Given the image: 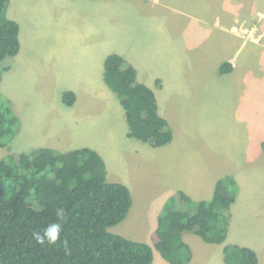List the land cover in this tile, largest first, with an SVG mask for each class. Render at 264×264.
Masks as SVG:
<instances>
[{"label":"rangeland","instance_id":"1","mask_svg":"<svg viewBox=\"0 0 264 264\" xmlns=\"http://www.w3.org/2000/svg\"><path fill=\"white\" fill-rule=\"evenodd\" d=\"M20 1L16 5L22 48L3 62L10 69L2 73L0 83L19 125L7 145L0 146V157L38 146L60 152L94 147L104 155L112 181H135L130 213L109 230L151 244L162 196L183 186L189 171L205 179L233 169L242 180L231 208L237 221H232L235 225L224 244L241 239L262 250L264 0ZM238 49L240 67L234 75L241 81L215 68L219 59ZM117 51L129 56L145 52L147 62L165 75L157 91L160 109L177 140L188 144L174 153L177 159H169L172 153L162 149L165 145L151 157L134 154L130 143L139 139L126 137L119 98L111 88L109 95L98 93L99 65L107 53ZM95 80L100 82L91 84ZM248 87L249 105L236 107L232 94ZM72 88L79 91L80 101L69 109L61 97ZM59 138L66 141L63 146H56ZM209 144L220 155L233 157L234 164L211 156L203 148ZM155 253L156 264H169L156 249ZM210 254L198 248L194 252L196 259Z\"/></svg>","mask_w":264,"mask_h":264},{"label":"trees","instance_id":"2","mask_svg":"<svg viewBox=\"0 0 264 264\" xmlns=\"http://www.w3.org/2000/svg\"><path fill=\"white\" fill-rule=\"evenodd\" d=\"M10 0H0V83L8 57L21 50L20 25L8 17ZM225 64L222 73L230 71ZM104 80L124 107L129 136L161 147L172 142L174 131L159 113L155 91L139 81L138 70L118 52L104 63ZM73 91L62 93L69 106ZM19 118L0 91V146H6L18 128ZM264 149V141L262 143ZM238 194L233 175L218 180L211 199L198 202L180 190L163 206L153 244L109 230L126 219L133 205L130 188L107 179L103 156L89 147L66 152L38 146L0 157V264H154L155 249L170 264H190L192 250L186 233L209 243L227 241L231 208ZM64 207L67 221L55 245L33 238L55 221V209ZM67 240L65 249L63 241ZM227 264H259L255 249L227 243Z\"/></svg>","mask_w":264,"mask_h":264},{"label":"crops","instance_id":"3","mask_svg":"<svg viewBox=\"0 0 264 264\" xmlns=\"http://www.w3.org/2000/svg\"><path fill=\"white\" fill-rule=\"evenodd\" d=\"M16 1L22 3V1H20V0H10L9 6H8V9H7V15H8L9 18H11L13 20H16L19 23L20 32H21V29H22L21 26L22 25H21V23L19 21L20 20L19 19V16H20L19 15V8L16 5ZM154 1H162V0H154ZM25 28H26V26L23 25V31L25 30ZM240 38L243 39V37H240ZM246 40L247 39H245L244 42H246ZM21 48H22V43H21ZM238 51H239V49L237 51H235L234 53L232 52V54L229 57L221 58V59H219L217 61V64L215 63V68H216V70H218V74H220V75L231 74L232 75L231 77L237 78L236 80H238V81L242 80L241 76L237 77L236 75H234L235 70H237L240 67L239 66V62H238V60L236 58V54L238 53ZM20 52H21V50H20ZM110 53H112V52L107 53L103 57L102 62H101L102 66H101V64L99 65V74H100V78H101L102 82H100L99 80H97V81L95 80V81H92V83H91V84H96V83L98 84L99 82L102 83L101 86L97 87V90H98L99 94H102L104 91L105 92L111 91V90H109L110 87L106 84V82L104 80V63H105L106 57ZM119 53L122 56H124L127 60H129L133 65H135V67L138 70V79H139V81H141V82L145 83L146 85H148L149 87H151L155 91L156 96H157V100H158V92L157 91H158V89H162L163 88V85L165 84L164 83V76L165 75H163V73L158 72L156 70L155 64L153 62H147V60H146V58L144 56L145 52H142V54L139 53L140 56L139 55L136 56L135 54L133 56H129L127 53H124V52H119ZM143 57H144V59H143ZM98 58L100 59V56ZM99 59H97V63L98 62L100 63ZM92 60L95 61L94 58ZM243 63H244L243 65H248L246 62H243ZM225 64H229L228 67L231 66V69L227 73H222L221 72V68ZM104 85H107L106 86L107 88ZM155 86H157V87H155ZM64 91H73V92H75V94L77 96L75 103L73 105H71V106L66 104L68 107H70L69 109H74L75 105L80 101L79 91L76 88L67 89V90H64ZM112 93H114V92H112ZM109 94H111V93L109 92L108 95ZM114 95L117 96L115 93H114ZM232 97L234 98L235 102L237 103L236 107H238V105H240V106H242L244 104H248L249 105V101H250V98L252 96L250 97V95H249V87H248V89H245V92H244V90H242V92L239 91V94H236V95L232 94ZM62 101H63V99H62ZM158 104H159V113L162 116L166 117L170 121L169 117L167 115H165L164 113H162V109H160L159 101H158ZM78 106H79V103H78ZM124 113H125V110H124ZM125 117H126V113H125ZM126 122H127V120H126ZM170 124H171V121H170ZM173 131H174V128H173ZM185 131H187V130H185ZM180 132L182 133V131H180ZM128 133H129V129L126 131V137H130ZM130 138H132V137H130ZM138 141L139 140H136V141L131 142V143L129 142L133 146V149H131V150L134 152V154H137V155H140L141 157L146 158L149 155H150L149 157H151L152 155H155L157 153V151H161L160 150L161 147H158V148L157 147H153L149 143L143 142L141 140H140L141 142H138ZM263 141H264V137L260 141V146H262ZM64 142H66L64 140V138H59L58 141H57V145L56 146H61V145L63 146L65 144ZM198 146H197V149H195V150H200L199 149L200 147H198ZM46 147H48V146H46ZM130 147L131 146L129 145V148ZM187 147H188V144L185 141L177 140V133L174 131V138H173L172 142L167 144V145H165L162 149H167L169 152H171L172 153V158H169V159L170 160H172V159L175 160L177 158H174V153H179V152H181V149L184 150V148L186 149ZM49 148H53V147H49ZM80 148H82V147H80ZM90 148H94V147H90ZM203 148H204V150L208 151L211 154V156L215 155L217 157H222L223 160L226 161L225 163H228V161H229V163H233L234 164V162H233L234 158L233 157L230 158L229 155H227L226 157H224L223 154L220 155L217 152V150H215V148H214V146L212 144L203 146ZM209 150H211V151H209ZM66 151H70V150H65V151H62V152H66ZM203 154L207 155L206 152L202 151V155ZM199 155H201V154H199ZM258 155H260V153ZM103 157H104V155H103ZM184 158L186 160H188L189 156L187 155L188 159L186 157H184ZM219 160H217V161H219ZM105 161H106V159H105ZM106 164H107V179L109 181H111V182H115V181H112V177H110V176H112L111 175L112 172H111V170L108 167L107 161H106ZM185 171H187V170H185ZM229 173H231V175L234 176L236 181L239 184H241L242 176H240L238 174L239 172L237 173L233 169H231L229 172L227 171V173L224 174V175L222 174V171H220L217 176H211L212 174H210V177L209 178H205V179H203L198 174L196 176L194 171H189V175L187 174L183 186H181V185L177 186V187H175V190L168 191L165 195L162 196L163 198H162V200L159 203L160 205L158 206L160 208V210L158 211V213L156 215L158 216L161 213V210L163 209V206L168 201V199L171 196H173L176 192H178L180 190L186 192L193 199V201H195V202H198V201H201V200L211 199L213 194H214V190H215L216 183L218 182V180L223 178L226 175H229ZM185 174H186V172H185ZM121 183L127 185L130 188L131 192H132L131 188H133V186L135 184V181H132L131 183H129L128 180H126V181H123V182L121 181ZM132 196H133V193H132ZM232 211H233V214H232ZM234 216L235 215H234V208H233V210H231V220H230L231 223H230L229 233H230V230L235 225L234 222L237 221L236 218H235L237 216H235V217ZM232 221H234V222H232ZM184 240L190 246V248L192 250V257H191L190 264H197L198 261H201L203 264L205 262H207V261L209 262V264H227L225 262V259H224V255H225L224 254V247H225L224 243L223 244L209 243V242L205 241L201 236H199V235H197L195 233H186L184 235ZM227 240H229V235H228ZM234 243L245 245V246H249V247H252L253 249H255L257 251L258 255H259V258H260V263L259 264H261V262H262V254L264 255V246H263V249L260 250L259 247H256L255 245H251L248 241L242 242L241 239L240 240H236ZM197 248L200 249L203 252H208V253H209V250H211L210 256H206V255H204L203 257L199 256V258L196 259L195 255H194V252L197 251ZM154 264H156V253H155ZM160 264H164V263L162 262Z\"/></svg>","mask_w":264,"mask_h":264},{"label":"clouds","instance_id":"4","mask_svg":"<svg viewBox=\"0 0 264 264\" xmlns=\"http://www.w3.org/2000/svg\"><path fill=\"white\" fill-rule=\"evenodd\" d=\"M55 221L49 223L42 231L34 232L33 238L41 245H55L61 237L63 225L67 221V211L64 207L55 209ZM65 249L68 248L67 240L63 241Z\"/></svg>","mask_w":264,"mask_h":264}]
</instances>
